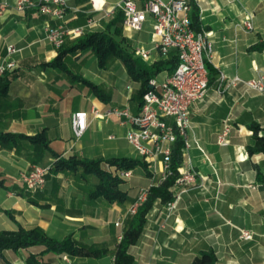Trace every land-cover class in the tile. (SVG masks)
Here are the masks:
<instances>
[{
	"label": "crops",
	"instance_id": "obj_1",
	"mask_svg": "<svg viewBox=\"0 0 264 264\" xmlns=\"http://www.w3.org/2000/svg\"><path fill=\"white\" fill-rule=\"evenodd\" d=\"M4 1L14 4L16 0ZM65 1L63 25L71 28L92 19L90 32L107 27L120 0ZM196 5L199 25L212 41L208 90L191 106L190 145L179 149L177 165V174L195 171L196 182L185 191L174 182L170 201L153 202L129 253L132 264H191L204 252H213L217 264H264V151L256 150L255 138L264 137V92L244 84L217 89L220 73L244 81L264 73V0H196ZM244 20H250L251 29L242 26ZM58 22L36 10L10 12L0 20V56L8 44L19 49L13 56L16 68L0 77V84L6 82L0 93V132L15 135L0 140V232L39 227L56 239L72 234L81 244L109 248L98 258L65 254L64 259L44 253L38 257L42 264H114L117 236L123 234L130 217L123 218L124 214L141 188L161 184L162 162L159 157L142 160L126 139L129 126L113 116H102L116 106L136 113L141 83L128 74L120 58L110 57L100 67L90 49L73 47L77 39L55 48L45 39V28ZM152 23L148 17L140 30L131 31L121 21L127 50L134 54L139 45L151 48ZM60 51H65L59 61L62 65L51 64ZM152 56V62H144L166 60L156 58L155 52ZM168 73L164 69L155 77L160 80ZM93 107L98 116L91 113ZM78 110L87 112V127L76 139L71 115ZM225 123L230 128L229 142L220 145L217 134ZM39 133L46 147L16 138V134ZM56 157H129L144 161L146 168L138 165L124 178L122 203L91 198L89 186L72 172H50L44 188L28 195L20 172L35 164L52 166ZM88 181L97 179L88 176ZM120 217L122 223L115 226ZM241 230L250 232L251 238H242ZM40 250L36 246L3 249L0 264H27L28 255Z\"/></svg>",
	"mask_w": 264,
	"mask_h": 264
},
{
	"label": "built area",
	"instance_id": "obj_2",
	"mask_svg": "<svg viewBox=\"0 0 264 264\" xmlns=\"http://www.w3.org/2000/svg\"><path fill=\"white\" fill-rule=\"evenodd\" d=\"M196 0H120L116 5L122 11V24L131 31L142 28L148 17L153 20L150 36L151 48L146 49L139 45L134 49L135 56L143 61L152 62V52L156 58L167 59L172 53L176 55L177 63L172 72L162 79L153 77L148 82V89L142 94L139 109L131 112L127 106H116L102 114L103 117L113 116L120 124L129 126L126 139L144 161L160 158L162 170L159 182H164L173 175L171 169L172 151L178 140H181L183 149L190 145L188 132L190 130L191 106L202 100L208 90L207 62L212 55V41L210 35L203 28L196 30L193 27V7ZM27 10H36L48 14L59 20L53 26L45 28V39L55 48L62 47L67 40L78 39L94 25V20L88 19L85 24L66 28L61 20L66 11L65 0H16L14 4L0 0V20L10 12L24 13ZM242 26L251 29L250 20H244ZM19 51L14 45L5 47V54L0 56V77L16 68L13 56ZM244 84L256 92H264V73H258L249 80H242L235 76L227 78L219 74L217 89L224 90L230 86ZM94 116L99 115L96 107L91 109ZM87 127V112L78 110L71 115V129L73 136L80 138ZM229 125L225 123L217 134V143L227 144ZM50 165H32L20 172L19 180L24 188L36 193L41 191L45 184ZM122 178H128L131 170H115ZM196 172L193 170L180 171L174 182L184 188L194 185ZM149 188H141L137 197L128 207L124 217L132 216L146 201ZM174 203L170 207H174ZM123 218L114 223L119 226ZM244 239H250L251 233L241 230ZM123 237L117 236L119 242ZM64 259L66 256H63Z\"/></svg>",
	"mask_w": 264,
	"mask_h": 264
},
{
	"label": "trees",
	"instance_id": "obj_3",
	"mask_svg": "<svg viewBox=\"0 0 264 264\" xmlns=\"http://www.w3.org/2000/svg\"><path fill=\"white\" fill-rule=\"evenodd\" d=\"M198 16V8L197 5L194 4L192 17L193 27L196 30L200 28ZM122 19V11L118 10L114 18L104 30L86 32L83 36L77 39L73 47L77 49H90L96 55L100 67H104L107 59L110 57L120 58L128 74H130L134 80L141 83L139 91L141 100L142 94L149 87V80L164 69L172 72L176 66L177 58L176 55L172 53L165 61L147 64L139 57L135 56L132 51L127 50L124 43L125 38H123L121 34ZM61 48L62 47H60V49ZM64 52L60 51L51 64L62 65L59 61ZM5 89L6 82L0 84V93L4 92ZM96 92L99 93V90ZM14 137V134L0 132L1 141L3 139L8 141L10 138L12 139ZM16 138H25L30 142L37 143L38 146H47L46 141L44 140L45 137L42 133L34 136L16 134ZM255 138L257 144L256 150L264 151V137L256 136ZM182 145V141L178 140L172 152L171 169L173 175L169 176L160 185L150 188L146 201L138 208L134 215L128 217L126 228L123 231V237L116 243L113 250L114 264H132L133 257L129 253V248L139 238L146 220V215L151 209L153 202L156 199H159L162 203L171 200L172 192L170 187L173 185L174 180L178 175V156L179 149ZM104 163L109 164L110 166H113L115 170L120 171L132 170L138 165L146 168V163L144 161L129 157H114L106 160H91L75 157L65 159L56 157V160L50 167L49 173L72 172L79 180L86 182V185L89 186L88 195L91 198L101 197L109 203H122L126 199L125 193L120 189V184L124 182V178L120 177L115 171L104 169ZM88 176H94L97 181L95 183H90L88 181ZM38 192L32 194L35 195ZM28 197L30 201L36 203L33 198L30 196ZM31 246L40 247L41 250L38 253L29 254L27 257V264H42L38 262V257L44 253H51L59 256L67 254L70 256L98 258L104 256L109 251V248L104 244H81L73 239L72 234H69L62 239L50 237L39 227L24 229L19 226L15 231L0 232V252L7 248L17 250L19 248H28ZM191 264H217V262L213 252H204L195 257Z\"/></svg>",
	"mask_w": 264,
	"mask_h": 264
},
{
	"label": "rangeland",
	"instance_id": "obj_4",
	"mask_svg": "<svg viewBox=\"0 0 264 264\" xmlns=\"http://www.w3.org/2000/svg\"><path fill=\"white\" fill-rule=\"evenodd\" d=\"M67 41H68V40H67ZM67 41H66V42H67ZM66 42H65V43H66ZM103 168L106 169V170H112V171H115V169H114L113 166H110L109 164H106V163L103 164ZM24 189H25V188H24ZM25 191H26L28 194L33 195L31 192H28L26 189H25Z\"/></svg>",
	"mask_w": 264,
	"mask_h": 264
}]
</instances>
